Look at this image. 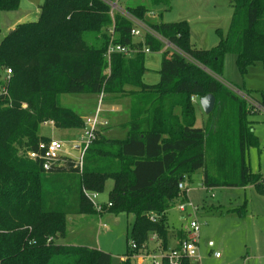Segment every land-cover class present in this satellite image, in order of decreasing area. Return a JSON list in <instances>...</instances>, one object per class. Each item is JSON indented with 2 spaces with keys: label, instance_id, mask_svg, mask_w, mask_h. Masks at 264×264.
<instances>
[{
  "label": "trees",
  "instance_id": "1",
  "mask_svg": "<svg viewBox=\"0 0 264 264\" xmlns=\"http://www.w3.org/2000/svg\"><path fill=\"white\" fill-rule=\"evenodd\" d=\"M20 2L0 0V11H17ZM150 3L161 15L171 9V0ZM231 5L230 27L226 33L218 30L219 42L209 49L193 46L187 21L149 23L194 61L164 49L150 32L136 40L133 22L112 15L103 0H45L37 21L18 24L5 36L0 43V67L13 74L2 81L0 93V264H112L110 252L55 242L56 236H66L70 214L97 213L87 192L104 193L109 179L114 180L108 196L112 206L105 208L136 216L131 235L138 250L151 234H157L166 248V212L175 203L189 200L179 184L197 170H204L203 183L209 189L220 185L264 189L263 174L253 172L246 158L249 147L258 143L247 117L252 109L219 78L228 54L237 56L243 77L251 66L264 64V0H231ZM128 10L140 20L152 11L145 5ZM114 22L115 43L162 53L157 84L144 82L145 53L131 58L113 53L110 60L106 58L111 42L108 29ZM89 33L96 36L95 45L88 42ZM100 93L104 100L132 97L127 139L99 138L98 144L96 139L85 152L82 167L65 157L61 166L45 171L41 162L26 156L49 139L40 133L47 122L59 129L84 128L85 120L61 104L63 94ZM208 94L216 96L209 118L220 107L234 117V131L227 139L233 149L235 177L226 182L211 177L208 134L196 126L192 99ZM222 134L216 139L224 140ZM59 187L73 194L74 207L70 206L73 200L64 209L56 207ZM150 213L161 218L152 220ZM51 237L54 240L48 242ZM186 237L185 231L178 232L179 245ZM131 254L128 247L121 264H136ZM162 263L170 264L166 258ZM181 264L193 263L185 258Z\"/></svg>",
  "mask_w": 264,
  "mask_h": 264
},
{
  "label": "rangeland",
  "instance_id": "2",
  "mask_svg": "<svg viewBox=\"0 0 264 264\" xmlns=\"http://www.w3.org/2000/svg\"><path fill=\"white\" fill-rule=\"evenodd\" d=\"M105 1L110 5L112 15L121 14L125 16L126 12L130 13L128 7L137 5L150 7L155 14L150 11L146 15V20H142L148 26H150L149 23L156 24L161 21H187L190 26L193 46L204 49L212 48L218 44L220 39L218 30L220 29L223 33L228 31L233 14L231 0H171V9L164 11L163 15L158 14L156 7H151L150 0H110V3L109 0ZM3 14V11H0V43L9 34H6L8 20ZM9 14H12L11 18L16 19V14L14 15L13 12ZM38 19L36 18L35 21ZM137 27L139 28V26ZM141 31L142 35L146 32L142 28ZM155 33L161 37L158 32L155 31ZM86 38L90 44L95 45L97 43L94 34L89 33ZM164 44L168 45L167 42H164ZM162 56L159 52L146 56L145 81L147 83L159 82L160 74L158 71ZM236 59L235 54L226 55L224 70L219 78L236 94L245 98L252 109L247 117L249 127L258 138V143L250 146L247 150V164L253 172L264 173V105L259 110L252 106L254 101L262 103L264 100V64L257 63L251 66L249 72L243 77L239 72ZM7 73V70L5 71L0 67V93L2 92V81L10 77ZM100 94L97 103L100 100ZM75 96L64 94L61 96V104L74 109L85 118L94 114V110H83L79 106L80 103L77 102L78 98ZM220 108L212 118H209L201 104L198 103L196 126L204 127L208 134L206 142L207 169L211 177L213 180L226 182L235 177L233 149L231 142L227 139V137H231L234 131V117L229 109L225 111V107L222 110ZM222 113L223 116H221ZM109 129L110 127L102 128L99 131L97 144L99 138L108 139L106 132ZM220 131L223 134L219 137H223L224 140L216 139ZM40 133L63 140L66 145L63 154L67 158L74 159L76 163L79 162L81 150L78 145L82 139V129H75L71 133H67L68 136H64L62 130L46 123L41 126ZM70 135H75V137L71 138ZM222 153L224 155H221ZM203 177L204 170L200 169L187 176L185 180L190 201L195 205L197 204L199 210L195 212L192 205L186 203L185 211H181L179 209L180 203H175L166 212L168 228L166 248H164L163 240L157 234H152L155 238L150 237L151 235L149 238H153L155 242H150L151 251L155 253L169 252V245L174 234L180 230H190L191 222L196 218L200 224L198 238L199 253L202 257L200 264H264V189H259L255 185L246 187L220 185L209 189L204 186ZM113 187L114 180L109 179L106 183L105 192L99 194L97 200L101 203L109 202V192ZM213 194L214 196H212ZM54 197L56 207L59 209H64L67 204L73 201L70 206L74 207L76 205L75 197L67 188L59 187L56 189ZM104 204L107 205V203ZM241 209L245 212L244 216H241ZM96 212L97 215L94 214L87 218L76 216L73 222L69 221L71 216H68L66 236H56L55 242L64 245H84L103 249L112 254V264H121L123 255L133 242L131 231L136 216L134 214L110 212L107 208ZM155 214L156 219L161 218V214ZM215 252H220L221 256L217 258Z\"/></svg>",
  "mask_w": 264,
  "mask_h": 264
},
{
  "label": "built area",
  "instance_id": "3",
  "mask_svg": "<svg viewBox=\"0 0 264 264\" xmlns=\"http://www.w3.org/2000/svg\"><path fill=\"white\" fill-rule=\"evenodd\" d=\"M103 1H105V0H103ZM109 3H110V0H109ZM152 13L155 14V12H153V11H152ZM124 15L126 18L131 20L134 24V28L132 29L131 33L136 40L143 39L144 34L146 32H150L156 38L161 40L163 42V44H164V42L168 43L167 46L164 44V49L170 50L171 52H175V53H178L180 55L182 54V56H184L185 58L194 61L190 57V55H188L183 50H181L180 48L175 46L169 40L165 39L160 33L159 34L161 35V37L157 36L154 29H152L147 24L143 23L142 20L136 18L131 13L126 12ZM114 25H115V22L108 29V33L111 36V42H110L108 50L105 54V56L108 60H110V57L113 53H119V54L124 55L125 57L131 58V57H135L138 53H141V52H143L145 54H149L152 52L149 47H145L143 49H140L138 47H133L131 45L125 46V45L115 43L114 42V38H115ZM137 26H139V28ZM145 26H147L148 28ZM141 28L143 30H146V32H144L143 35H142ZM172 44H173V46H172ZM170 48H173V49H170ZM7 72H8L7 75L9 76V75H11L12 70L8 69ZM100 95H101V97H100V100L98 102V105H100L102 100H103V93H101ZM252 106L256 110L263 108V104L258 102V101H254ZM47 123H50V122H47ZM107 124H108V122L101 118L99 110L97 111V113L94 116L85 119V126L82 129L83 130V135H82L83 137L81 136L82 139L78 145V147L81 150V156L79 158L80 160H79V162H77V164L79 166L82 167L83 156H84L85 152L87 151V149L89 148V146L97 139V135H98V132L101 130V127L105 126ZM65 146L66 145H65V142L63 140L56 139V138H49L47 141L42 140L41 142H39L38 147L36 149L28 150L26 152V156L28 158H30L31 160L41 162L43 169L45 171H50L53 168L61 166L62 163L64 162L65 157H66L63 154V152L65 151ZM179 188L181 190L187 191V186H186L185 181L181 182L179 184ZM87 194H88L89 198L91 199L96 211L100 212V211H103L105 209V207H111L112 206V203H109V202L107 203V205L99 202L97 200L98 196H99L98 193L87 192ZM187 195H188V191H187ZM212 196H214V194ZM186 203H190L195 212L197 210H199V206L197 204L195 205L189 199L187 202L179 204V209L181 211H185ZM155 215H156L155 213H150L149 214L150 219L155 220L156 219ZM199 233H200V224H199L198 220L195 218L191 222V227H190V230L188 232L187 238L184 239L177 248L171 249L169 252L161 253V254H143V253H141V249L143 247L140 250H138L139 249L138 245L133 240V242L130 246L131 250L133 251V254L130 255V258L132 260H134L135 262H139L140 264H143L146 259H148L150 261V264H163L162 261L164 258H166L170 264H181L183 259H185V258L189 259L193 264L194 263L199 264L201 262V259H202L201 255L199 253V240H198ZM53 240L54 239L51 237L48 239V242H51ZM215 256L217 258H219L221 256L220 252H215Z\"/></svg>",
  "mask_w": 264,
  "mask_h": 264
},
{
  "label": "crops",
  "instance_id": "4",
  "mask_svg": "<svg viewBox=\"0 0 264 264\" xmlns=\"http://www.w3.org/2000/svg\"><path fill=\"white\" fill-rule=\"evenodd\" d=\"M45 0H21L20 2V7L17 11H3V15L8 20V24L6 27L7 33H10L18 24L21 23H25L28 21H35L36 18H39L40 16V12H41V5H43ZM14 13V15L16 14L17 16L16 19L11 18L12 14L9 13ZM6 15V16H5ZM7 36V35H6ZM155 52H151L149 54L146 55H150L153 54ZM160 54H162L161 52H159ZM162 59V58H161ZM161 66V63H160ZM160 69V68H159ZM159 72V71H158ZM160 81V80H159ZM144 82L147 83L145 81V75H144ZM149 84V83H147ZM153 84H157V83H153ZM150 84V85H153ZM128 89H133L131 87H128ZM76 95L75 97L78 98L77 102L80 103V107L83 108V110H94V114L92 115H88V117H82L79 113V115L85 120L89 117L94 116L97 111L99 110L100 116L103 120L107 121L108 124L105 126H102L101 129H105V128H109V131L106 132V136L108 137V139H116V140H125L128 137V132H129V126L128 123L132 120L133 118V112H134V107L132 106V97L128 96V97H124V98H119L116 100H102L101 104L98 105L97 103V99L99 97V94H73ZM194 101V103H196V107L197 104L200 103V100L197 97H193L192 99ZM259 102V101H258ZM201 104V103H200ZM198 120V117H197ZM46 124V123H45ZM50 124H52L55 128H57L52 122H50ZM62 130V135L64 136H68L66 135L67 133H71V131H74L75 129H60ZM79 130V129H77ZM41 136H45L42 135ZM47 138H51L48 136H45ZM69 137H75V135H70ZM263 174V172H260ZM204 179V177H203ZM188 197L190 199L189 196V192H188ZM103 203H108V202H103ZM94 215V214H92ZM92 215H87V214H71L69 216V221L74 220V218L76 216H84L85 218L90 217ZM97 215V214H95ZM116 220H118L117 218H115ZM186 232V235L188 236V232L189 230H183ZM179 232V231H178ZM178 232L174 234L173 238H171V242L169 245V249H174L177 248L179 246V239H178ZM155 238L154 236H151ZM153 238H149L148 241L143 245V248L141 249V253L143 254H161L163 252H158L155 253L153 251H151V247H150V242H155V240ZM187 238V237H186ZM185 238V239H186ZM84 246V245H82ZM90 247V246H88ZM92 247V246H91ZM150 247V248H149ZM95 248V247H92ZM103 250V249H102ZM169 250V251H170ZM164 251V249H163ZM125 254L123 255L122 259H125ZM133 262L135 263V261L133 260ZM136 264H140L139 262H136ZM143 264H150V261L148 259L145 260V262ZM200 264V263H199Z\"/></svg>",
  "mask_w": 264,
  "mask_h": 264
},
{
  "label": "water",
  "instance_id": "5",
  "mask_svg": "<svg viewBox=\"0 0 264 264\" xmlns=\"http://www.w3.org/2000/svg\"><path fill=\"white\" fill-rule=\"evenodd\" d=\"M201 106L203 107L206 114H210L216 104V96L213 94H208L200 99Z\"/></svg>",
  "mask_w": 264,
  "mask_h": 264
}]
</instances>
